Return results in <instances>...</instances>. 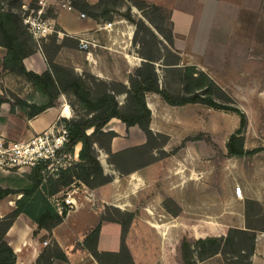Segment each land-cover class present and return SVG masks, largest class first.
Listing matches in <instances>:
<instances>
[{
    "label": "crops",
    "instance_id": "1",
    "mask_svg": "<svg viewBox=\"0 0 264 264\" xmlns=\"http://www.w3.org/2000/svg\"><path fill=\"white\" fill-rule=\"evenodd\" d=\"M47 1L49 15L54 19L61 34L53 33L43 37L39 44L47 48L49 42L53 43L55 54L52 57V62L60 65L61 63L72 64V68L76 72L81 73L82 70H86L99 79L110 80L112 78L109 72L108 55L119 52L122 54L121 58L127 76L116 77L115 80L120 81L125 88H129V76L132 75V69L143 61L140 57L135 56L134 52L133 54L129 52L132 51L128 48L133 32L131 24H128L125 19H119L112 21L114 23L112 30L103 29L102 25L106 21L94 18L87 11L88 7L97 5L99 0H72V10L61 9L55 12L51 11V8L60 0ZM138 1L167 10L172 47L181 58L186 57L192 65L199 66L203 63L264 65V0ZM81 13L84 14V17L80 16ZM113 32L116 33L120 42L115 45L113 44L115 39L113 42L104 41L107 33L110 36ZM81 34L86 35L92 42V45L87 49H80L78 46L77 37ZM47 52L41 47L36 48L23 58L24 67L38 74L43 73L47 70ZM5 54V47L0 45V97L3 98V102L0 104V138L6 141L27 139L34 133L53 126L60 117L66 119L75 117L74 112L71 108L69 109L65 94H59L55 105L48 106L34 116L29 117L28 114L22 118L13 116L12 112L14 110L17 112V109L13 100L5 95L7 87L9 88L7 82H13L16 86L17 80H19L20 89H23L25 85L27 95L25 97L23 93H16V95L23 98L27 104L39 106L38 103H34L33 97L40 93L22 76L3 67ZM74 54H79L81 64L72 58ZM114 56L116 55H113L112 58H115ZM259 93L261 95V90ZM148 96L149 92H146L145 98ZM116 100L122 106L126 101V92L116 93ZM146 104L150 109L151 119V107L149 103ZM34 106L31 107L32 111L36 108ZM14 119L18 122H15ZM113 120L121 122L117 118H111L108 123H112ZM261 124L264 127V120ZM13 127L19 129L18 133L12 130ZM221 127L224 131L227 127L226 122ZM250 127H254L253 121L248 119L243 132L244 149L264 147V133L262 136L257 134L256 142H252L253 137L249 134ZM149 128L153 133L157 132L152 119L149 122ZM108 130L117 133L109 143L111 152L139 146L146 142L144 132L136 124L127 127L121 122L109 127ZM205 131H210V129ZM138 132H141L142 135H139ZM228 136L223 143V152L226 155L223 163L224 169L236 166L237 174L234 177L230 176V180H234V185H240L243 195L237 196L233 185L230 186L233 197H236V200L237 198H250L264 202V149L239 157L229 156L225 147ZM79 149L80 143L75 146V159H78ZM97 150L100 149L97 148ZM194 153L196 152L193 151L191 155L193 156ZM107 158L108 154L105 150L101 157L98 156L103 172L109 174L111 179L94 187H85L82 194L74 193L75 205L51 229L39 227L36 221L24 212H19L12 218L3 233V239L15 254L14 264H36L37 258L49 242L51 246L58 245L65 254L64 259L53 257L50 264H216L212 261L220 255L221 251L219 252L215 248L220 238L224 240L228 229L232 226L245 228L247 225L243 204L235 210L224 208L217 218L209 215L202 221L197 219L198 221H194L192 224V231H194L192 236L203 238L212 235L216 241L208 244L204 251L192 249L186 255L183 248L176 247L170 241L172 234L166 229L167 224L158 221L156 224L154 223L150 202L147 201L142 205L136 202L137 193L149 191V186L153 183L152 171L157 163L148 161L143 166L134 167L126 172L118 170L116 173L109 166L111 164H107ZM182 167L183 164L179 167L181 172L176 170L174 179L175 200L181 207L175 213V218L183 216L184 207L189 205L188 201L183 198L184 175ZM6 175L8 172L0 170L1 188L9 186L6 182ZM206 185L207 198L201 200L204 205L213 207L215 206L214 185L211 187L209 183ZM20 195L21 193H8L0 198V221L6 219L9 212L15 208V200ZM201 200L197 203L199 204ZM105 203L132 213L125 229L117 220L100 218ZM97 224L99 230L94 244L92 239H87V235ZM183 224V220H179L177 223L180 227ZM181 230L179 235L183 237V229ZM44 240L47 241L44 243ZM93 244L101 253V259L104 258L103 256L111 259L102 261L95 257L91 252ZM250 264H264V232L262 231L256 233Z\"/></svg>",
    "mask_w": 264,
    "mask_h": 264
},
{
    "label": "rangeland",
    "instance_id": "2",
    "mask_svg": "<svg viewBox=\"0 0 264 264\" xmlns=\"http://www.w3.org/2000/svg\"><path fill=\"white\" fill-rule=\"evenodd\" d=\"M0 3L4 9L20 16L21 4L27 3L33 6L35 5V0H0ZM134 4L131 0H100L98 6L88 7L87 11L91 16L94 15L97 19L106 22L119 19L127 20L126 22L131 24L133 30L130 43L128 42V48L132 50L129 52L132 54L134 52V55L141 59H144L143 56L149 55L154 57V68L158 75L160 86L165 87L174 95H189L197 92L203 96H210L222 106L240 108L245 113L246 124L248 119L253 121L254 127H250L249 134L253 137L252 142H256L257 134L262 136L264 133V127L261 124L264 120V65L237 63L227 65L213 63H203L199 66L192 65L186 57L181 58L166 40L170 30L167 10L159 7L157 9L151 6H144L139 3L137 5ZM142 21L144 24H142ZM126 22L124 23L126 24ZM146 27H149V29ZM111 34L109 36L107 33L104 41L113 42L115 39L114 45L120 43L116 33L113 32ZM17 36L20 41L28 39L26 47L29 50H35L39 47L47 50V61L52 62V57L55 54V47L52 42H49L47 48H44L43 45L39 44L40 40L37 43L32 36H29L24 31L21 25L17 30ZM2 40L3 37L0 34V42ZM77 55L74 54L72 58L81 64L80 56L79 54ZM113 55H116L114 56L115 58H112ZM121 57L122 54L119 52L108 55L109 72L112 78L110 80L99 79L86 70H82L81 73L76 72L72 68V64L61 63V65L65 66V68L73 69L77 74L84 75L85 89L97 95L106 91V89H113L114 91L123 89L120 81L115 80L116 77L127 76ZM175 62H178V64H173ZM176 66L177 68H175ZM137 67L132 69V74ZM201 72H204L205 76ZM14 73H17V71L14 70ZM206 75L211 80L206 78ZM17 82L16 86H14L13 82H7L9 88L7 87L5 95L13 100V104H15L17 109V112L14 110L12 115L22 118L32 112L33 109L31 107L28 108L26 101L16 95V93H23L24 97L27 95L25 85L23 86L24 90L20 89L21 84L19 80ZM260 90L261 95L259 93ZM28 93L30 95V92ZM59 94H65L66 102L70 106L69 109L74 110L75 117L86 116L87 112L81 109L76 98L69 90L66 93ZM59 94L53 95L51 98L41 94L36 95L33 97L34 103H38L40 106L51 101L52 105H55ZM145 101L151 107V119L157 132H154L150 137L148 136L145 145L131 148V150L118 156H108L107 164H111L109 166L117 173L119 169L124 172L131 167L139 166L148 161L157 163L152 171L153 183L149 186V191L137 193L135 198L140 205L147 201L150 202L154 223L156 224V221H158L164 222L163 224L165 225L167 224L166 229L172 234L170 241L176 247L183 248L182 250L186 255L192 249L204 251L205 247L210 243H214L216 239L212 235L203 238L193 237V222L198 221L197 219L202 221V219L208 218L209 215L217 218L224 208L235 210L239 209L242 204L246 210L248 224L256 229V233L264 232V203L253 199L248 201L247 198H237L236 200L230 190V186L234 185V180L231 181L230 176L234 177L237 174L236 166L233 165L230 169L226 167L225 170L223 165L226 157L223 152V143L228 134L237 128L239 122L237 113L231 110L212 108L200 102L170 105L160 95L153 92H149V96L145 98ZM121 107L124 113H131L132 106L129 99H126ZM73 118L60 117L58 120L68 121ZM15 122L18 121L15 120ZM224 122H226L227 127L223 131L221 126ZM119 123L121 122L113 120L112 123L106 124L103 128L104 134L97 133L93 136V139L97 141V143H94L97 157H101L104 153V148L108 147L110 137L105 132L110 131L108 130L109 127ZM115 127L117 128V126ZM206 129H210V131H205ZM12 130L15 133L19 131L16 127H13ZM90 132L91 129L87 131V133ZM115 134L117 135L116 132ZM138 134L142 135L141 132H138ZM97 148L100 150L98 151ZM193 151L196 153L192 156L191 153ZM67 153L71 154V158H66L65 167H72L78 159H75L74 153ZM112 161H115V164L111 163ZM181 164H183L182 171L184 175L183 198L188 201L189 205L184 207L183 216H178L177 220L175 213L181 207L177 205L175 200L174 179L176 170L181 172L179 170ZM25 172H28V170ZM25 172L18 174L17 172L9 171L8 175H6L7 185L11 186V188L23 186L27 182ZM108 176L110 175L108 174ZM207 183L210 184V187L214 185L215 206L213 207L204 205L201 200L207 198ZM74 186L78 187L79 194L84 192L85 187H89L80 179H74L67 185H59V189L54 193L60 197L65 194L67 189ZM86 190L88 191V189ZM49 196L51 194L48 195V198H50ZM200 200L201 202L198 204L197 201ZM192 201H194V204ZM128 212L112 204L105 203L100 218H116L125 221L128 218ZM179 220L184 221L182 227L177 225ZM3 225L4 221H0V232L3 229ZM181 229H183V237L179 235ZM229 229L225 239L220 238L218 245L215 247L221 252L218 258L212 261L213 263L238 264L235 253L241 252L240 246L242 244L246 245L249 243L248 240L241 239L237 235H234L232 240L229 239ZM49 243L45 245L46 247L43 250L44 256H47L49 252L56 251V245L51 246ZM44 256L40 259V263L37 264H46L48 259L46 257L45 259ZM103 257L102 259L100 258L102 261L111 259L110 257ZM247 263L248 260L244 258L242 264Z\"/></svg>",
    "mask_w": 264,
    "mask_h": 264
},
{
    "label": "trees",
    "instance_id": "3",
    "mask_svg": "<svg viewBox=\"0 0 264 264\" xmlns=\"http://www.w3.org/2000/svg\"><path fill=\"white\" fill-rule=\"evenodd\" d=\"M131 1L135 3L134 5L139 3L144 6H151L158 9L157 6L147 5L138 0ZM99 3L100 0L95 6H98ZM93 17L95 18L96 16L93 15ZM142 24H144L143 21ZM20 25L24 31L29 36H31L26 27L23 25L21 17L10 10L4 9L0 3V34L3 37L0 45L6 49V54L3 58V67L12 73H14V70H16L17 73L15 74L22 76L42 96L51 98L53 95L66 93L67 90H69V92L76 98L81 109L84 112H87V114L86 116L84 115L82 117L76 116L68 121L61 119L68 133V141L64 146V151L74 153L75 146L80 143V149L78 150L77 155L78 161H76L72 167H59L54 172H48L47 170L42 171V169H45L48 161L41 162L38 165L31 167L28 172H25L27 182L23 186H20L19 188H11L9 186L5 188L0 187V198L7 195L8 193H21V195L15 200V208L9 212V214L6 216V219L1 220L4 221V225L2 231L0 232V264H14L15 254L9 244L3 239V233L10 224L12 218L17 213L24 212L34 219L39 227L51 229L52 226L62 220L63 215L66 213V210H63L61 213H59L51 199L48 198V195H52L59 189V185H67L74 179H80L82 182L89 185V187H94L111 179V176H108L103 172V168L98 160L96 149L94 147V143H97V141L93 139V136L97 133L104 134L103 128L111 118L119 119L127 127L135 124L138 125L139 128L144 132L147 142L148 136L150 137L153 132L149 128L150 109L148 108L145 101L146 92H153L160 95L161 98L170 105H184L187 103L200 102L212 108L226 109L237 113L239 116V125L228 136L225 144L227 154L229 156L239 157L244 154H251L258 150L264 149V147H256L250 150L244 149L243 132L246 127V116L240 108L222 106L215 102L210 96H203L197 92L191 93L189 95H174L171 94L165 87L160 86L158 82V75L154 68L155 59L152 57V55L143 56L144 59L141 65L137 67L135 72L129 77V88H125V86H123V89L120 90L126 92V99H129L132 106L131 113H124L122 107L118 104L116 100V93L120 91L106 89V91L102 92L101 94L94 95L91 93V91L85 89L84 75L75 73L73 69H68L63 65L47 61V70L41 74L27 70L24 67L22 60L34 50H29V48L26 47V42L28 39L25 41L19 40L17 36V30L19 29ZM146 28L149 29V27ZM166 40L172 46L170 30L169 36L166 38ZM173 64L177 65L178 62ZM175 68H177V66ZM201 74L205 76L204 72H201ZM206 78L210 79L207 75ZM2 102L3 98L0 97V104ZM51 105V101L40 106L28 104L26 105L27 107H36L34 111L28 113V116H34ZM90 129L91 132L87 133V131ZM105 133L109 135L110 143L111 139L116 134L114 131H108ZM109 143L108 147L104 148L108 156H118L131 150V148H134L129 147L116 152H111ZM111 163L115 164V161H112ZM145 163L135 167L143 166ZM132 168L134 167H131L130 169ZM247 200L249 201L252 199L247 198ZM244 212L247 223L246 227L240 228L232 226L229 229V239L232 240L234 235H237L239 238L249 241L248 244H242L240 246V253H235L237 259L236 262L238 264H242L244 258L248 260L247 264H250V255L254 249V239L256 236V229L248 224L245 208ZM128 214V218L125 221L116 218L103 219L117 220L123 225V229H125L127 223L132 217L131 212H128ZM98 230L99 225L97 224L87 235V239H92L94 244L97 238ZM210 241L212 242V240ZM94 244L91 246V252L95 257L99 258L101 253L97 251V249L94 247ZM123 250H125L124 247ZM43 256L44 252H41L36 260V264L40 263V259ZM45 257L48 259L46 264H50L53 257L64 259L65 254L58 247V245H56V251L54 250L49 252V254L44 256V258Z\"/></svg>",
    "mask_w": 264,
    "mask_h": 264
},
{
    "label": "built area",
    "instance_id": "4",
    "mask_svg": "<svg viewBox=\"0 0 264 264\" xmlns=\"http://www.w3.org/2000/svg\"><path fill=\"white\" fill-rule=\"evenodd\" d=\"M61 9L72 10V0L56 2L51 11L55 12ZM48 11L49 3L47 0H35L33 6L27 3L21 4L20 16L22 23L37 43L41 38L50 34H61ZM80 16L84 17V14L81 13ZM113 25L112 21H107L102 25V28L110 31L113 29ZM77 40L80 49H87L92 45V42L84 34L77 37ZM67 141V129L64 123L59 120L53 126L36 132L27 139L6 141L0 138V170L22 173L41 162L48 161L42 171L54 172L59 167L66 166V158H71V154L64 151ZM77 189L78 187L74 186L67 189L65 194L60 197L56 193L50 196L59 213L63 210H69L70 207L75 205L73 196L74 193L78 192ZM234 192L237 196H243L241 187L238 184L234 185ZM45 242L46 240H44Z\"/></svg>",
    "mask_w": 264,
    "mask_h": 264
},
{
    "label": "bare ground",
    "instance_id": "5",
    "mask_svg": "<svg viewBox=\"0 0 264 264\" xmlns=\"http://www.w3.org/2000/svg\"><path fill=\"white\" fill-rule=\"evenodd\" d=\"M67 109V107L65 108V110Z\"/></svg>",
    "mask_w": 264,
    "mask_h": 264
}]
</instances>
